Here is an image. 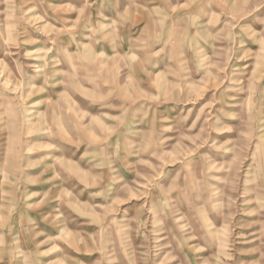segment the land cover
Instances as JSON below:
<instances>
[{
  "label": "rangeland",
  "instance_id": "rangeland-1",
  "mask_svg": "<svg viewBox=\"0 0 264 264\" xmlns=\"http://www.w3.org/2000/svg\"><path fill=\"white\" fill-rule=\"evenodd\" d=\"M0 264H264V0H0Z\"/></svg>",
  "mask_w": 264,
  "mask_h": 264
}]
</instances>
